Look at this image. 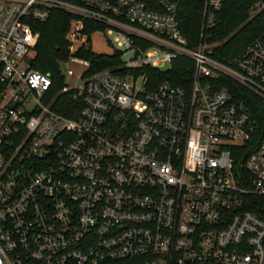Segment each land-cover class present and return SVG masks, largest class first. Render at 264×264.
I'll use <instances>...</instances> for the list:
<instances>
[{
	"label": "built area",
	"instance_id": "2783aa9c",
	"mask_svg": "<svg viewBox=\"0 0 264 264\" xmlns=\"http://www.w3.org/2000/svg\"><path fill=\"white\" fill-rule=\"evenodd\" d=\"M182 1L0 0V264H264V219L243 210L249 197L264 205V127L238 98L264 104V31L222 63L208 32L226 0H202L193 48ZM52 10L79 18L64 78L69 62L89 67L73 55L88 20L123 69L187 59L189 83L148 90L145 74L102 71L49 96L51 78L30 67L31 23ZM250 15L264 22V0ZM67 93L81 100L75 118L52 108Z\"/></svg>",
	"mask_w": 264,
	"mask_h": 264
},
{
	"label": "trees",
	"instance_id": "16d2710c",
	"mask_svg": "<svg viewBox=\"0 0 264 264\" xmlns=\"http://www.w3.org/2000/svg\"><path fill=\"white\" fill-rule=\"evenodd\" d=\"M256 1L226 0L221 9L216 12L214 26L208 32L209 42L215 45L213 57L216 60L229 64L264 31L262 19L259 16L252 18L250 15L251 7ZM201 13L202 0H183L180 4L177 21L180 32L190 48L195 47L200 40ZM78 20V17L64 11L52 10L45 22L31 23L39 39L30 67L51 78L52 86L48 93L49 96L55 95L64 85L60 67L69 59L67 35ZM103 31V26L82 20L81 37L85 38V42L73 55L89 63L85 76H93L102 71H109L122 77L145 74L148 90H152L162 81H169L177 86L189 83L193 64L187 59L175 60L168 71L159 72L149 67L123 69L121 55L116 51L110 55L96 54L92 50L90 38L94 33ZM234 88L241 92V88L235 85ZM241 94L238 98L249 104L253 117L263 128L264 104L243 89ZM52 108L65 117L75 118L81 109V100H74L72 93L62 94L57 97ZM247 155V153H240L238 158L235 157L236 170L245 171L244 162ZM261 206H264L261 200L249 197L245 201L243 210L264 219L259 209Z\"/></svg>",
	"mask_w": 264,
	"mask_h": 264
},
{
	"label": "rangeland",
	"instance_id": "374dc122",
	"mask_svg": "<svg viewBox=\"0 0 264 264\" xmlns=\"http://www.w3.org/2000/svg\"><path fill=\"white\" fill-rule=\"evenodd\" d=\"M91 47L96 54L110 55L114 52L115 48L111 45V37L105 32H96L91 36ZM85 42V38L82 37L79 42L74 44L75 48H78L81 43ZM72 76L64 78V85L69 88H79L86 81L85 73L87 66L82 63L69 62L67 65Z\"/></svg>",
	"mask_w": 264,
	"mask_h": 264
},
{
	"label": "water",
	"instance_id": "95a60500",
	"mask_svg": "<svg viewBox=\"0 0 264 264\" xmlns=\"http://www.w3.org/2000/svg\"><path fill=\"white\" fill-rule=\"evenodd\" d=\"M28 62H30V61H28ZM60 73H61L62 77L65 75V66L64 65H62L60 67Z\"/></svg>",
	"mask_w": 264,
	"mask_h": 264
}]
</instances>
